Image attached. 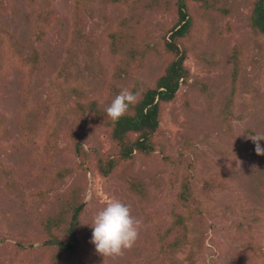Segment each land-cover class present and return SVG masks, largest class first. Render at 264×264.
<instances>
[{
	"label": "rangeland",
	"instance_id": "rangeland-1",
	"mask_svg": "<svg viewBox=\"0 0 264 264\" xmlns=\"http://www.w3.org/2000/svg\"><path fill=\"white\" fill-rule=\"evenodd\" d=\"M75 2L4 0L0 11V264H264V155L248 138L264 135V36L249 19L255 0L194 4L190 78L165 105L157 137L166 159L137 158L109 178L78 158L74 143L90 155L115 150L105 109L121 90L140 94L163 73L158 37L174 24V0L86 1L81 22ZM38 12L53 20L42 41ZM126 34L133 40L115 52L111 36ZM34 48L42 61L29 71L20 63ZM86 98L103 112L91 114L89 130L72 110ZM179 161L193 168L196 207L177 201L185 170L173 184L171 162ZM112 199L142 224L130 250L104 258L90 224ZM81 202L79 250L58 259L48 241L63 237ZM150 212L157 223L144 221Z\"/></svg>",
	"mask_w": 264,
	"mask_h": 264
},
{
	"label": "trees",
	"instance_id": "trees-1",
	"mask_svg": "<svg viewBox=\"0 0 264 264\" xmlns=\"http://www.w3.org/2000/svg\"><path fill=\"white\" fill-rule=\"evenodd\" d=\"M93 3L94 0H86ZM85 0H76L75 16L81 21L86 20L84 13L86 9ZM115 4H126L127 0H112ZM203 0H174L175 17L174 24L162 30L158 37V44L162 53L168 57L163 73L158 77L153 86L141 91L139 102L133 107L130 106L129 111L118 122H113L110 118L105 122V128L108 130L112 144L115 150L108 154H101L97 150H93L92 154H88L82 147L81 142L77 144L75 154L81 158L84 163H88L97 170L103 178H109L118 171L124 172L137 159L142 158L148 162H154L157 158L165 160V156L157 154V137L161 129V121L163 119L164 107L166 104L173 102L177 97L182 85L186 84L190 78L189 69L185 66V61L190 52L188 44V36L195 27V17L193 6L196 3H202ZM4 7V0H0V11ZM48 12L43 16L38 12L34 16L35 28L38 41L44 40L48 33L52 21L46 18ZM250 24L254 31H258L264 36V0H255L252 14L250 15ZM38 28V29H37ZM111 45L117 53L118 48L129 45L133 40L132 35L111 36ZM0 35V41H2ZM2 43V42H1ZM21 60V58H20ZM28 61V62H27ZM42 61L41 52L34 48L33 52L26 59H22L20 65L22 68L29 67V71H35L40 68ZM28 71V70H27ZM6 67L0 66V73H6ZM6 75V74H5ZM73 114L80 124L89 130L91 127V114L97 118H101L103 112L98 107V100L82 99L75 101ZM168 160L170 158L167 157ZM89 161V162H88ZM88 166L91 169L92 166ZM173 168V176L171 182L175 184L179 172L185 170V175L180 181V190L177 193V201L183 206H195V201L191 189L190 179L192 177V166L190 163L179 161L171 162ZM85 203L75 204L71 214L72 219L68 225L62 230L63 237L52 233V239H49V246H54L58 250L57 258L74 257L80 247L79 237V221L85 209ZM196 207V206H195ZM183 219V218H181ZM158 215L150 212L145 215L146 223H157ZM184 223V221L182 220ZM181 224V221H179ZM176 227L171 226V229Z\"/></svg>",
	"mask_w": 264,
	"mask_h": 264
},
{
	"label": "clouds",
	"instance_id": "clouds-1",
	"mask_svg": "<svg viewBox=\"0 0 264 264\" xmlns=\"http://www.w3.org/2000/svg\"><path fill=\"white\" fill-rule=\"evenodd\" d=\"M139 95L126 88L121 90L105 109L107 116L113 122H118L127 114L130 106L134 107L139 102ZM248 138L255 144L256 153L264 155V147L259 143L264 140V135L257 133ZM141 224L142 221L131 214L128 205L112 199L94 216L90 224L93 230L90 242L104 258L123 256L125 250H130L137 242Z\"/></svg>",
	"mask_w": 264,
	"mask_h": 264
}]
</instances>
